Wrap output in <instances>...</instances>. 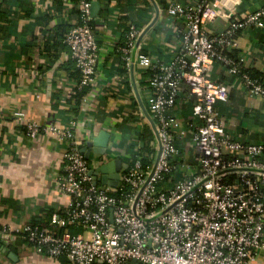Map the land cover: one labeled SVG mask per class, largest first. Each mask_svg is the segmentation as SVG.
I'll return each mask as SVG.
<instances>
[{"label":"built area","instance_id":"1","mask_svg":"<svg viewBox=\"0 0 264 264\" xmlns=\"http://www.w3.org/2000/svg\"><path fill=\"white\" fill-rule=\"evenodd\" d=\"M222 3L172 1L166 6L168 18H180L184 25L179 51L167 62L135 50L141 29L129 26L121 46L125 66L138 64L150 74L147 103L160 151L154 169L145 168L136 155L116 187L101 189L79 149L76 116L60 127L14 113L27 135L47 132L66 142L58 185L70 198L48 224L0 225L2 240L20 236L36 252L65 256L71 264H250L256 258L264 246V144L230 134L218 108L228 100L229 85L212 79L209 71L216 63L224 65L248 95L264 100L263 81L234 53L240 32L264 21V6L209 33L207 23ZM91 7L90 1L81 2L80 21L65 38L81 72L79 87L90 88L97 81L99 54ZM183 93L192 102V157L173 110Z\"/></svg>","mask_w":264,"mask_h":264},{"label":"crops","instance_id":"2","mask_svg":"<svg viewBox=\"0 0 264 264\" xmlns=\"http://www.w3.org/2000/svg\"><path fill=\"white\" fill-rule=\"evenodd\" d=\"M82 1L0 0V225L48 224L51 214L62 212L70 198L58 185L66 142L47 132L27 135L15 118L17 111L24 112L27 119L60 127L76 116L79 144L90 129L96 133L107 130L112 147L105 161L120 158L129 167L146 145L145 135L153 136L150 145L157 150L154 119L147 103L149 71L138 64L126 68L121 46L131 24L142 33L158 14L135 50L153 60L169 61L179 51L184 25L180 18H168L166 6L172 1L194 4L198 0H87L100 3L96 14L91 7L99 44L97 81L75 114L67 102L75 81L68 70L73 58L65 38L68 28L78 21L76 8ZM262 6L264 0H223L207 29L218 33ZM238 38L235 55L264 83V21L242 30ZM209 75L229 85L228 100L219 102L218 108L230 134L264 144V100L248 95L241 79L228 74L220 63L211 67ZM191 105L183 93L173 109L181 121L182 144L189 157L194 151ZM89 163L92 168L98 161L94 157ZM2 241L0 264H71L65 256L54 258L36 252L20 236ZM250 264H264V246Z\"/></svg>","mask_w":264,"mask_h":264},{"label":"water","instance_id":"3","mask_svg":"<svg viewBox=\"0 0 264 264\" xmlns=\"http://www.w3.org/2000/svg\"><path fill=\"white\" fill-rule=\"evenodd\" d=\"M99 7H100V3L98 1H94L92 3V13L96 14L98 12ZM156 18L151 22V24L146 29L143 30L137 43L141 40L142 36L147 32V30L154 24ZM87 102H89V100H87ZM153 124L155 127V123ZM155 131H156V127H155ZM86 135L87 136H85L83 142L79 144V149L86 159L93 161L95 157L96 160L98 161L97 165H94L92 168H90V175L93 184L101 189H104L108 186L116 187L121 180L122 174L125 172L128 166L127 164L124 165L120 158H113L112 160L105 161V159L109 157L108 155L109 150L112 147L110 140L111 134L107 132V130L105 129L100 130L98 133H96L94 129L93 130L90 129L89 133ZM159 155H160V151H158L157 153L153 169L155 168L158 162ZM111 171L113 172L112 176L110 174ZM2 242L3 241L0 238V243ZM132 262H136L138 264H144L141 261H136V260H133Z\"/></svg>","mask_w":264,"mask_h":264},{"label":"trees","instance_id":"4","mask_svg":"<svg viewBox=\"0 0 264 264\" xmlns=\"http://www.w3.org/2000/svg\"><path fill=\"white\" fill-rule=\"evenodd\" d=\"M78 1L79 0H73V3H76ZM59 5H61V4H59ZM75 8H76V6H75ZM76 9L78 12V21L76 22V24H77L80 21L79 20L80 8L79 9L76 8ZM69 29L70 28H68V30L66 32H68ZM126 29L128 30V27H126ZM70 64L71 65L68 66V70L71 71L70 75L75 81V87H74L72 94L67 98V102L71 105L72 111L76 114L77 109L79 108L81 103L85 100V98L87 97L89 90L91 88L88 86L79 87V83L81 81V72L76 67L74 59L72 60V63H70ZM249 72L251 73V75L253 77H260L251 71H249ZM143 139L146 141V145L141 148V150L139 152V156H141V158H142V162H143L144 167L148 168L151 166V164L154 161V154H155L156 149L150 145L151 141L154 140L152 135H150V136L145 135V136H143ZM167 178H168V176H167ZM73 232H76V231H73Z\"/></svg>","mask_w":264,"mask_h":264}]
</instances>
